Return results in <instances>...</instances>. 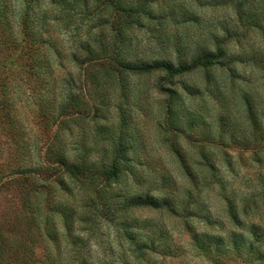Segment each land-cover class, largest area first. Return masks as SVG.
<instances>
[{"label": "trees", "instance_id": "1", "mask_svg": "<svg viewBox=\"0 0 264 264\" xmlns=\"http://www.w3.org/2000/svg\"><path fill=\"white\" fill-rule=\"evenodd\" d=\"M148 8L149 0H0V53H4L0 55V126L11 145H19L20 107L28 103L33 105L45 132L52 134L37 169L20 165L17 154L14 165L0 171V185H13L25 214L30 216L25 226L14 228L21 232L18 246L0 232V264L4 248L13 252V264H164L166 259L182 257L185 246L207 264H264V132L252 135L256 148L237 151L239 158L249 159L260 168L250 197L244 196L239 203L240 211L239 204L226 195V186H232L235 180L224 179L230 173L234 176L231 151H211L202 145L193 152L198 160L195 163L193 155L178 149L177 142L172 145L171 152L190 184L179 214L174 212L177 185L170 182L171 178L163 179L157 189L146 188V177H140L133 164L123 131L128 110L135 104L132 76L164 74L169 79L193 71L208 72L223 55L217 45L214 51H203L188 64L140 61L129 34L139 27L150 29L152 23L154 28L162 26L161 21H153ZM171 9L177 12L178 8ZM145 17L149 19L147 24L143 22ZM181 39L173 41L176 50L190 53L195 44L184 47ZM115 109L120 128L107 139L101 165L90 164L84 155L70 162L60 143L61 129L84 120L108 123ZM168 110L166 113L171 112ZM99 128L103 132L106 129ZM221 159L229 167V174L221 169ZM6 178L11 179L4 181ZM133 181L135 188L130 191ZM215 184L225 201L216 218L210 212L215 198L210 192ZM253 184L249 180L246 187ZM57 188L63 195L55 192ZM144 208L174 213L188 239L183 243L173 239L167 247L168 232L164 228L151 220L134 219L133 214ZM194 208L196 213H191ZM80 209L91 237L97 235L103 222L114 230L119 256L106 259L103 245H98L103 256L94 259L89 243H80V237L72 236ZM191 218L203 221L202 231L196 230ZM60 228L72 242L68 261L62 259L63 252L56 243ZM214 228L215 232L210 231ZM43 240L50 243L43 242L41 259L36 249Z\"/></svg>", "mask_w": 264, "mask_h": 264}, {"label": "rangeland", "instance_id": "2", "mask_svg": "<svg viewBox=\"0 0 264 264\" xmlns=\"http://www.w3.org/2000/svg\"><path fill=\"white\" fill-rule=\"evenodd\" d=\"M173 6L178 8L177 12L171 9ZM148 9L153 12V21H161L162 26L154 28L152 23L150 29L139 27L129 34V42L136 45V56L140 61L152 63L167 60L175 66L188 64L203 51H214L217 45L223 55L208 72L193 71L169 79L164 74L132 76L130 88L135 104L128 110L123 131L138 175L146 177V188L151 189H157L163 179L171 178L170 182L177 185L174 212L179 214L187 201L190 184L171 152L172 145L177 142L178 149L193 155L195 163L198 160L193 152L202 145L211 151L228 150L232 152L234 176L224 160L221 159L219 165L224 174L230 173V176L224 177L225 180L230 181L234 177L233 185L226 186V195L239 204L244 196L250 197L253 186L257 184L255 176L260 169L249 159L239 158L237 151L256 148L252 135L264 132V0H149ZM148 21V18H143L146 24ZM178 38H182L184 47L195 44L190 53L176 50L173 41H178ZM64 40L69 38L64 37ZM206 76H209L208 80ZM20 109L22 133L19 145H11L6 130L0 126V171L14 165L17 154L20 155V165L37 169L44 157L46 140L52 135L49 136L43 129L32 104H24ZM168 109L171 112L166 113ZM112 113L111 120L102 125L84 120L61 129L60 143L70 162L84 155L90 164L101 165L106 157L104 149L108 147L107 139L116 135L120 128L117 110ZM201 118L204 122L199 123L198 119ZM99 127L106 129L103 128V132ZM262 169L264 172V161ZM7 170L4 171L5 175L9 174ZM249 180L254 184L248 188L246 184ZM133 182L130 191H134ZM213 188L210 192L216 198H212L213 204H220L218 207L210 205V212L216 218L217 214H221L219 208L225 206V201L218 184ZM55 190L63 195L58 188ZM22 207L21 196L13 185L9 182L0 185V232L5 240H15L17 246L21 232L14 228L25 226L30 218ZM74 208L77 209L76 202ZM241 209L239 204L238 210ZM76 212L80 216L77 215L72 236L75 239L80 237V243L83 240L89 243L93 258L103 256L101 251L108 254L106 259L113 260L114 254L119 256L114 230L103 222L97 235L91 237L86 230V222L81 218L83 210ZM191 213H196V208ZM133 217L137 222L151 220L164 228L168 232L165 241L167 247L174 242L173 239H180V243L188 239L180 219L174 213L144 208L137 210ZM57 219L54 216V220ZM189 221L194 223L196 230L202 231L203 227L200 226L203 221L192 218ZM57 225L60 227V223ZM59 230L61 235L57 234L56 243L63 252L62 259L68 261L72 257V242L64 236L61 228ZM210 231L215 232V228ZM32 232L37 235L36 231ZM43 242L50 243L47 240L38 243L36 255L39 258L42 257ZM98 245H103L101 251ZM185 248L182 257L166 259L164 264H207L189 246ZM2 257L3 264H13L15 261L13 252H8L7 248L2 249ZM156 260L161 261L160 258Z\"/></svg>", "mask_w": 264, "mask_h": 264}]
</instances>
